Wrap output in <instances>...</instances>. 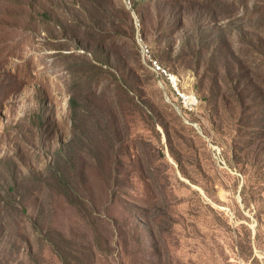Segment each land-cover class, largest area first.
Segmentation results:
<instances>
[{"label": "rangeland", "instance_id": "obj_1", "mask_svg": "<svg viewBox=\"0 0 264 264\" xmlns=\"http://www.w3.org/2000/svg\"><path fill=\"white\" fill-rule=\"evenodd\" d=\"M0 264H264V0H0Z\"/></svg>", "mask_w": 264, "mask_h": 264}, {"label": "built area", "instance_id": "obj_2", "mask_svg": "<svg viewBox=\"0 0 264 264\" xmlns=\"http://www.w3.org/2000/svg\"><path fill=\"white\" fill-rule=\"evenodd\" d=\"M136 26V24L134 23ZM143 52L145 53V61L149 63L153 70H158V64H160L158 61H156L153 57V54L151 50L149 49V46L147 44H141ZM172 78H179L176 74H164L160 71V81L162 84L167 87L171 93L174 95L176 102L183 107L184 110L192 111L194 110V103H193V94L195 93H189V94H181L180 93V86H172ZM181 83V82H180Z\"/></svg>", "mask_w": 264, "mask_h": 264}, {"label": "bare ground", "instance_id": "obj_3", "mask_svg": "<svg viewBox=\"0 0 264 264\" xmlns=\"http://www.w3.org/2000/svg\"><path fill=\"white\" fill-rule=\"evenodd\" d=\"M143 50V49H142ZM149 68L151 69V70H153V67L149 64ZM156 74H157V76H159L160 77V71L162 72V73H164V74H170L169 72H167V70H165L164 68H162L159 64H158V70H153ZM172 86H178V81H177V79L176 78H172ZM180 93L181 94H189V93H186V92H184V91H182V90H180ZM193 103H194V108H195V106H196V104H197V99H196V97L193 95Z\"/></svg>", "mask_w": 264, "mask_h": 264}]
</instances>
